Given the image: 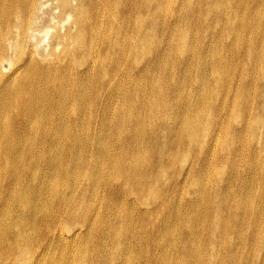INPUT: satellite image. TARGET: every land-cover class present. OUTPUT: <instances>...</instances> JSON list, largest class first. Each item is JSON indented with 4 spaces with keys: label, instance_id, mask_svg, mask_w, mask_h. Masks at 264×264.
<instances>
[{
    "label": "rangeland",
    "instance_id": "obj_1",
    "mask_svg": "<svg viewBox=\"0 0 264 264\" xmlns=\"http://www.w3.org/2000/svg\"><path fill=\"white\" fill-rule=\"evenodd\" d=\"M69 2L0 59V213L66 207L82 229L44 250L9 218L28 264H264V0H90L105 27L77 46L105 71L65 41Z\"/></svg>",
    "mask_w": 264,
    "mask_h": 264
},
{
    "label": "bare ground",
    "instance_id": "obj_2",
    "mask_svg": "<svg viewBox=\"0 0 264 264\" xmlns=\"http://www.w3.org/2000/svg\"><path fill=\"white\" fill-rule=\"evenodd\" d=\"M50 0H23L22 6L26 7L27 10V16L25 18V21H22V10L17 9L16 12V18L15 22L9 19V2L7 0H0V20L4 22V26L0 25V59H4L5 54L7 51L11 48H15L19 45L20 47V41L13 38V34L15 32V37H21V40H24L26 35L29 33L31 35V39H33L38 32V28H32V23L35 18H39V10H42L45 6H47ZM55 2H58L59 7H65L67 4H71L69 0H53ZM90 0H75L74 6H69L68 8L70 11H72L75 15L74 17V25H75V31L71 33L70 31L67 32L64 36L65 41H68L69 39H72L75 41V45L78 49V55L76 59H81V57L88 55L89 61L92 62L93 55L100 59V65L103 68V71L106 69V62L107 58L102 54H95L94 52L88 51V46L85 47H78V43H83L86 41L89 36L95 32V30H104V22L100 20H93V17L91 14L86 13L88 10V3ZM141 9V8H140ZM44 12V10H43ZM126 13V9L123 13V16ZM139 13L141 14L138 22L140 24H143L146 19L150 16L149 10H147V13L143 15V13L139 10ZM72 13L68 16L69 19H72ZM13 18V19H14ZM42 18V15L40 16ZM117 18V16H116ZM115 18V19H116ZM42 27L41 24H39L37 27ZM49 32V29L45 30V34ZM112 28L108 27L107 29V37L112 34ZM117 35V33H115ZM135 38H138V32L134 34ZM107 46L100 47V50L107 49L108 46H110V41H107ZM134 47V46H133ZM63 49L67 53H71L72 49L67 48L65 44L60 41L56 43V49ZM131 48V46H130ZM132 49V48H131ZM35 60V54L33 50L28 52V57L24 59L23 63L24 65ZM2 61V60H0ZM85 65L87 66L86 62ZM1 67V65H0ZM5 78L2 71L0 72V79ZM49 190L44 191L45 197L47 200H51V203L55 199H62L65 203H69L67 199L63 196V194H60L56 191H51V193H48ZM7 197H3L0 199V203L6 200ZM12 200H7L5 203V206L11 205ZM14 205V204H12ZM15 206L18 207L14 217L10 216L6 213H0V264H6L7 259H9V251L12 250L15 251L16 255H12L15 260H17L18 264H28V262L32 261L36 258L38 254V250L35 249L33 252L32 247L26 248V246H21V244L25 241L27 233L26 231H22V227L20 225H15L11 230H14L11 232L6 224V221L9 220V218H23V225H28L29 228L33 229V233H36L38 237L41 236V245L44 250H49L51 243L53 241H57L59 238H62L64 236H67L66 238L75 239V236L78 235L82 231L81 228H69V226L74 222L70 216V212L67 210V208L62 207L61 209H56L50 212V215L46 217L44 220H42L37 226H35V219L39 218L41 215V212L39 211V203L37 202L33 208L34 211L31 213V211L20 208V202L15 203ZM2 206L0 207V210L2 212H5V209H3ZM68 215V220L70 223H67V220L64 222L60 219L61 216L65 219ZM25 217H28L25 218ZM88 217L85 216L84 220H87ZM89 221H85V224H88ZM18 235V238L15 237ZM24 237V238H22ZM31 239L26 240V242H30ZM28 253V258L30 259L27 261L24 256Z\"/></svg>",
    "mask_w": 264,
    "mask_h": 264
}]
</instances>
